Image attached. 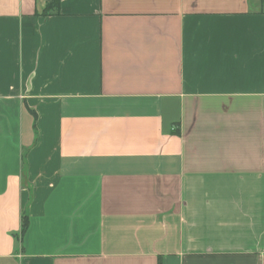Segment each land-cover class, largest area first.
<instances>
[{
	"label": "crops",
	"instance_id": "1",
	"mask_svg": "<svg viewBox=\"0 0 264 264\" xmlns=\"http://www.w3.org/2000/svg\"><path fill=\"white\" fill-rule=\"evenodd\" d=\"M47 2L0 0V264H264V0Z\"/></svg>",
	"mask_w": 264,
	"mask_h": 264
},
{
	"label": "trees",
	"instance_id": "2",
	"mask_svg": "<svg viewBox=\"0 0 264 264\" xmlns=\"http://www.w3.org/2000/svg\"><path fill=\"white\" fill-rule=\"evenodd\" d=\"M60 0H48L46 9L44 11V15H48L50 13V10L56 9L59 7ZM26 221L23 223V230L26 228Z\"/></svg>",
	"mask_w": 264,
	"mask_h": 264
}]
</instances>
